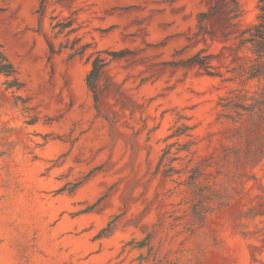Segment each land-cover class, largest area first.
<instances>
[{
    "label": "rangeland",
    "instance_id": "rangeland-1",
    "mask_svg": "<svg viewBox=\"0 0 264 264\" xmlns=\"http://www.w3.org/2000/svg\"><path fill=\"white\" fill-rule=\"evenodd\" d=\"M222 4L0 0V264H264V79L200 32Z\"/></svg>",
    "mask_w": 264,
    "mask_h": 264
},
{
    "label": "trees",
    "instance_id": "trees-1",
    "mask_svg": "<svg viewBox=\"0 0 264 264\" xmlns=\"http://www.w3.org/2000/svg\"><path fill=\"white\" fill-rule=\"evenodd\" d=\"M257 3L259 10L257 20L247 26L242 24L243 10L239 0H223L221 7L214 6L210 11L201 12L199 16L200 32H207L204 26L207 19L219 15L224 23L223 26L230 30L226 36L232 37L233 35L232 38L236 44L235 50H237L234 61H237L238 65L232 70L234 75L228 78L230 80L264 79V0H258ZM245 50L244 55H241L240 52ZM114 55L117 53L115 52ZM218 57L219 55L206 53V49H202L190 57L187 64L197 66L202 71L201 73L223 76L222 72L217 70L219 66L213 63L214 59ZM104 65L105 62L100 58L93 61L88 81L94 89ZM14 68L0 44V74L7 77L9 88H20L22 84L16 76V69ZM36 121L34 118L31 123Z\"/></svg>",
    "mask_w": 264,
    "mask_h": 264
}]
</instances>
